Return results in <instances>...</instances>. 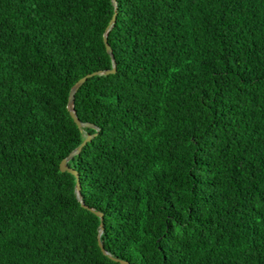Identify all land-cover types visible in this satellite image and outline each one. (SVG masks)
Segmentation results:
<instances>
[{
    "label": "trees",
    "instance_id": "16d2710c",
    "mask_svg": "<svg viewBox=\"0 0 264 264\" xmlns=\"http://www.w3.org/2000/svg\"><path fill=\"white\" fill-rule=\"evenodd\" d=\"M115 73L68 162L130 264H264V0H116ZM111 0H0V264H119L60 163L112 69Z\"/></svg>",
    "mask_w": 264,
    "mask_h": 264
},
{
    "label": "water",
    "instance_id": "95a60500",
    "mask_svg": "<svg viewBox=\"0 0 264 264\" xmlns=\"http://www.w3.org/2000/svg\"><path fill=\"white\" fill-rule=\"evenodd\" d=\"M112 4H113V8H114V12H113V15H112V18L110 20V23H109V27L106 29L104 35H103V43H104V46H105V49H106V53L109 55L110 59H111V62L113 64L112 66V69L111 70H107V71H101V72H95V73H92L90 75H87L83 78H81L77 83L74 84V86L71 88L70 90V93H69V96H68V104H67V110L69 112V115L71 117V119L73 120V122L75 123V125L77 126V128L80 130V131H83V129H93L95 130V133L93 135H89L87 134L83 140V142L80 144L79 147H77L75 150H73L69 155L68 157H66L61 163H60V166H59V170L61 173H68L70 175H72L74 178H75V190H76V196H77V200L80 204V206L93 213L96 217L99 218L100 220V224H99V232H98V238H99V241H98V247L100 248V251L101 253L104 255V256H107L110 260L116 262V263H119V264H130L126 261H123V260H119L117 258H114L112 256H110L109 254L106 253V251L104 250L103 246H102V243L100 241V236L101 234L103 233V230H104V227H103V214L102 213H99V212H96L94 211L93 209H90L88 208L84 202H83V197L81 195V186H80V182H79V175L78 173L71 169L69 166H68V162L71 161L75 156L79 155L82 151V149L86 146L87 143H89L97 134L98 132V128L95 127L94 125L92 124H88V123H81L77 117H76V114L74 112V100H75V95L77 94V92L79 91V89L86 83V81L92 77H95V76H107V75H110V74H114L115 73V62H114V58H113V55H112V51L107 43V35H108V32L110 31L111 27L114 25L115 21H116V15H117V3H116V0H111Z\"/></svg>",
    "mask_w": 264,
    "mask_h": 264
}]
</instances>
